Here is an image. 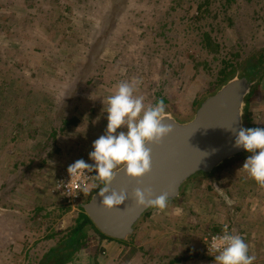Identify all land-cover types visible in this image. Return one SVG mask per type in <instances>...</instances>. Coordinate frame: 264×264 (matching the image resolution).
I'll use <instances>...</instances> for the list:
<instances>
[{
    "label": "rangeland",
    "instance_id": "obj_1",
    "mask_svg": "<svg viewBox=\"0 0 264 264\" xmlns=\"http://www.w3.org/2000/svg\"><path fill=\"white\" fill-rule=\"evenodd\" d=\"M260 47L264 0H0V264H168L224 225L264 264V187L241 168L246 158L189 179L127 244L88 228L72 251L66 233L81 211L51 192L58 169L93 163L108 122L102 99L119 83L139 80L134 94L146 106L162 99L186 120L223 61ZM247 111L264 128V78Z\"/></svg>",
    "mask_w": 264,
    "mask_h": 264
},
{
    "label": "clouds",
    "instance_id": "obj_2",
    "mask_svg": "<svg viewBox=\"0 0 264 264\" xmlns=\"http://www.w3.org/2000/svg\"><path fill=\"white\" fill-rule=\"evenodd\" d=\"M139 83V80L121 82L114 93L102 99V113H107L106 129L92 143L89 159L93 163L81 158L68 166L70 181L80 183L75 192L67 189V195L75 196L78 191L85 195L98 189L96 194L101 198L102 207L112 210L129 199L125 188L111 186L117 172L123 170L131 178H141L151 171L152 149L147 145L159 144L173 128L164 122L166 106L163 100L146 106L144 97L134 94ZM121 128L126 131H118ZM231 130L235 134L234 146L250 153L241 168L264 187V128ZM93 171L95 175L86 174ZM85 176H90L92 182L84 183ZM169 197L168 192L157 195L151 186L133 188L130 194L137 207L161 211L168 207ZM208 252L214 257L213 264H254L256 260L254 254H249L245 239L231 233L227 225L223 226L222 234L212 237Z\"/></svg>",
    "mask_w": 264,
    "mask_h": 264
},
{
    "label": "water",
    "instance_id": "obj_3",
    "mask_svg": "<svg viewBox=\"0 0 264 264\" xmlns=\"http://www.w3.org/2000/svg\"><path fill=\"white\" fill-rule=\"evenodd\" d=\"M251 85L245 75L235 74L206 96L190 118L179 120L165 111L164 122L171 124L173 130L159 144L147 145L152 149L151 171L141 178H131L120 170L112 181V187L126 189L129 199L107 210L100 203L97 189L81 203L94 226L115 240H127L151 209L133 203L130 198L133 188L151 186L157 195L168 192L169 199H175L191 176L211 172L226 160L244 153L243 148L234 146L235 134L231 129L238 131L244 127L246 97Z\"/></svg>",
    "mask_w": 264,
    "mask_h": 264
},
{
    "label": "trees",
    "instance_id": "obj_4",
    "mask_svg": "<svg viewBox=\"0 0 264 264\" xmlns=\"http://www.w3.org/2000/svg\"><path fill=\"white\" fill-rule=\"evenodd\" d=\"M249 54L250 55L246 56L242 60H237L236 62H230L229 60L223 61L224 65H223V68L220 72L221 75L218 79L219 82L216 85V87H214L213 90L208 92V95L212 94L213 92H215V90H217L219 88V86L221 84H223L226 80H228L229 78H231L235 74L245 75L248 78V80L252 82L251 90L246 97L247 106L245 107L244 116H243V122H244L245 128L259 127V126L255 125L254 123L251 122V119L248 117L247 108H248V101H249L250 95L252 93H254V91L257 88L260 80L264 78V47H260L258 50H255ZM200 103L201 102L198 101L196 103V106H198ZM166 110H168V109L165 108V111ZM248 155H250V153L245 151L244 153L238 154L234 158L226 160L225 162L228 163V162H231L235 159L239 160L242 158H246V156H248ZM221 167H222V165L218 166L215 170H218ZM212 173H213L212 171L211 172H197L196 174L191 176L190 180L197 179V177L199 175H211ZM96 190L97 189L92 190V192L87 195V197L84 201H86L89 198V196ZM172 200L173 199H169V201H172ZM78 208L81 211L79 214V216H80L79 220L76 222V224H74V226L69 228L68 232L66 233V236L68 237V240H67L68 248L70 247L72 249V251H74V250H77L79 247L85 246L84 238L87 235L86 230L88 228L90 230L92 229L93 231H95L97 233V235L99 236V238H103V239L110 240V241L115 240L111 237L104 235L94 226V224L91 222V220L88 218V216L84 213L81 205H78ZM147 215H148V212H146L143 215L142 219H144ZM142 219L135 226V229L138 227V225L140 224ZM133 235H134V233H133ZM133 235H131L127 240H117V241L127 244L128 242L132 241ZM197 255L201 256L202 258L206 259L208 262L213 264L214 257L212 255H210L209 252L205 249H201V250L193 249L190 251L187 250L185 252L178 253L173 258L168 259V264H177V263L182 262L183 260L193 259ZM66 259H68V257ZM52 260H53V258L51 259V257H50L51 262H52ZM55 260H56L55 261L56 264H59L60 259H55Z\"/></svg>",
    "mask_w": 264,
    "mask_h": 264
},
{
    "label": "built area",
    "instance_id": "obj_5",
    "mask_svg": "<svg viewBox=\"0 0 264 264\" xmlns=\"http://www.w3.org/2000/svg\"><path fill=\"white\" fill-rule=\"evenodd\" d=\"M69 165L70 164L65 165L57 170L54 176V181L52 183L51 192L56 196L57 202L59 204L66 207L78 208V205H81V203L84 201V197H86L88 194L84 195L82 192L78 191V194L75 196L67 195V189H71L73 192H75L78 184L80 183L79 181H70V176L67 172V168ZM86 174L91 176L95 175L96 173L95 171H93L92 173L86 172ZM90 176L83 177L84 183L92 182V178ZM63 185H67L66 188L63 187ZM228 229L231 233H234L232 230H230L229 226ZM218 234H222V229L218 232H209L203 234L200 237L202 249L208 251V245H210L212 237ZM254 264H257V262L254 261Z\"/></svg>",
    "mask_w": 264,
    "mask_h": 264
}]
</instances>
